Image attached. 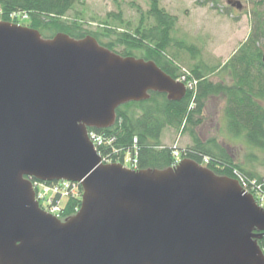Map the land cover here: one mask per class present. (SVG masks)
Instances as JSON below:
<instances>
[{
  "label": "water",
  "instance_id": "1",
  "mask_svg": "<svg viewBox=\"0 0 264 264\" xmlns=\"http://www.w3.org/2000/svg\"><path fill=\"white\" fill-rule=\"evenodd\" d=\"M153 93L187 96L154 62L93 37L47 40L0 21V264H264V210L237 180L188 159L166 170L102 163L89 130ZM33 181L79 184L80 209L48 214Z\"/></svg>",
  "mask_w": 264,
  "mask_h": 264
},
{
  "label": "trees",
  "instance_id": "2",
  "mask_svg": "<svg viewBox=\"0 0 264 264\" xmlns=\"http://www.w3.org/2000/svg\"><path fill=\"white\" fill-rule=\"evenodd\" d=\"M83 0H0V21L20 25L18 15L27 17L26 25L51 36L65 34L74 40L93 37L100 46L123 58H135L154 62L174 80L186 77L187 84H193L186 98L181 102H170L166 95L150 94V99L141 103H129L116 112V122L112 128L97 131L105 143L99 152L105 160L116 163L129 157L140 170H166L181 160H192L208 168L218 176L237 178L243 176L248 181H257V191L264 196V176L247 172L235 162L225 144L215 139L205 141L201 133L202 115L212 99L224 101L223 114L227 133L235 138H243L255 150L264 151V0H257L252 29L248 38L240 45L231 58L222 66L202 69L199 65L186 68L179 61V48L183 47L174 38L177 20L160 7L158 0H149L150 9L142 15L139 26L132 28L123 19L115 17L125 30L113 28L108 19L92 31L86 29L81 19L68 20L67 16ZM214 8L220 0H199ZM227 10L231 8H226ZM152 21V23H148ZM101 29V30H100ZM100 30V31H98ZM120 49V51H119ZM176 52H173V50ZM193 52V50H190ZM138 55L140 57H135ZM226 80L212 82L207 77L217 71ZM218 72V73H219ZM168 129L182 131L191 138V146L173 150L163 143L164 132ZM183 135V134H182ZM209 161L206 162V160ZM240 175V176H239ZM37 188V193L46 188H58L46 194L52 204L41 207L49 210L56 206V215L62 221L74 216L81 206L82 190H74L64 183H47ZM256 193V192H255ZM264 252V238L259 242Z\"/></svg>",
  "mask_w": 264,
  "mask_h": 264
},
{
  "label": "rangeland",
  "instance_id": "3",
  "mask_svg": "<svg viewBox=\"0 0 264 264\" xmlns=\"http://www.w3.org/2000/svg\"><path fill=\"white\" fill-rule=\"evenodd\" d=\"M158 1L160 7L177 20L173 36L183 47L178 49L181 58L179 63L188 69L199 64L202 69L225 64L250 35L257 7L255 4L257 0H237L243 5L242 11L233 8L227 10L226 8H230L227 5L228 0H220L216 8L211 4L198 2L199 0ZM149 9V0H83L68 14L67 19H81L85 22L86 29L95 31L111 15V19H108L110 26L125 30L126 26L122 28L118 22L113 21L115 17L117 19L121 17L125 24L135 28L139 26L142 15H146ZM15 19L21 21V26L26 25V16L18 15ZM44 34L45 38L51 36L50 33ZM173 52L176 50L174 49ZM135 57L140 56L135 55ZM218 72L219 70L207 77L214 83L226 80L225 75ZM223 109L224 101L212 99L206 106L202 115V125L197 132L201 133L205 141L215 139L221 145L225 144L230 150V155L234 156L235 162L241 168L263 177L264 151L252 149L243 138L237 140L227 133ZM163 143L167 147L177 146L179 149L192 144L191 138L184 131L180 134V131L173 129L164 132ZM120 163L136 168L133 163L126 162L125 159ZM235 174L237 176L235 179L239 180L238 174L243 172L237 170ZM49 200L50 198L44 199L42 204L49 207Z\"/></svg>",
  "mask_w": 264,
  "mask_h": 264
},
{
  "label": "built area",
  "instance_id": "4",
  "mask_svg": "<svg viewBox=\"0 0 264 264\" xmlns=\"http://www.w3.org/2000/svg\"><path fill=\"white\" fill-rule=\"evenodd\" d=\"M182 81H183V82L186 81V77H183V78H182ZM188 88H189V90H191V89L193 88V84H188ZM91 138H92L94 144H95L97 147H100V146L103 145V143H105L104 138H103L101 135H98V134H92V135H91ZM207 161H209V159H207L206 162H207ZM239 176H240V175H239ZM240 181H241V183H242L244 189H245L246 191H248V192L253 193V194L257 197L260 206L264 208V196L261 195L262 193H260V191H257V190L255 189V186H256V187L258 186V187L260 188V186L258 185L259 183H258L257 181H253V182H252V181H248V180H246L243 176H240ZM64 184L66 185V187H70V188L72 189V191L74 190L75 186H77V185H75V184H71V183H64ZM34 186H35V188H36V190H37V188H42V187H45L46 185H45V184H40V183H35ZM51 190H53V189H51V188L49 187V188H46V190H45L44 192H39V193H37L38 200L41 202L43 199H45L46 194H47L48 192H50ZM53 192H54V193H58V188H55V189L53 190ZM255 192H256V193H255ZM50 204H52V200H51V199L49 200V205H50ZM48 211H49L51 214L56 215V212L59 211V208L56 207V206H53V207H51V209H49Z\"/></svg>",
  "mask_w": 264,
  "mask_h": 264
}]
</instances>
